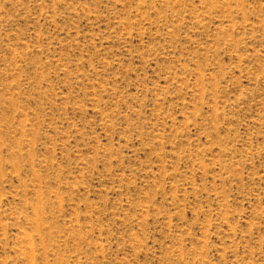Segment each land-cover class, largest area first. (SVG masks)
<instances>
[{"label":"rangeland","instance_id":"rangeland-1","mask_svg":"<svg viewBox=\"0 0 264 264\" xmlns=\"http://www.w3.org/2000/svg\"><path fill=\"white\" fill-rule=\"evenodd\" d=\"M0 264H264V0H0Z\"/></svg>","mask_w":264,"mask_h":264}]
</instances>
